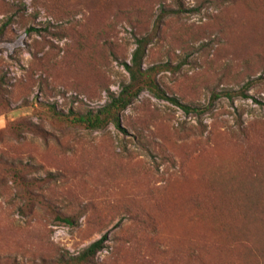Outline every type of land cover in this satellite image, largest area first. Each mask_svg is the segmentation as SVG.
<instances>
[{
	"label": "rangeland",
	"instance_id": "1",
	"mask_svg": "<svg viewBox=\"0 0 264 264\" xmlns=\"http://www.w3.org/2000/svg\"><path fill=\"white\" fill-rule=\"evenodd\" d=\"M182 4L199 11L161 21L144 68L169 65L161 89L207 111L142 93L119 132L46 108H102L175 0H0V264H54L103 236L93 264H264V0Z\"/></svg>",
	"mask_w": 264,
	"mask_h": 264
},
{
	"label": "trees",
	"instance_id": "2",
	"mask_svg": "<svg viewBox=\"0 0 264 264\" xmlns=\"http://www.w3.org/2000/svg\"><path fill=\"white\" fill-rule=\"evenodd\" d=\"M177 10H165L160 8V13L154 23L152 33L143 37H133L135 49L132 52L129 63L123 64V69L128 76V81L120 85V91L117 95H109L108 102L97 110H86L78 112L68 109L66 113L60 112L55 106L49 105L46 108L48 117L54 121L63 122L71 126L82 127L88 131H101L108 126H112L119 132H123L121 127V114L142 94L148 93L158 101H164L172 106L179 108L186 115L201 116L205 111L181 104L175 97L168 96L158 85L155 77L163 70H170L167 64L155 65L150 68H144V59L146 58L147 49L153 44L158 35L161 21L169 14L197 13L199 8L186 10L183 7L182 0H175ZM33 31V30H28ZM179 68V66H177ZM175 68V69H177ZM247 84L240 92L225 91L220 94L211 96V104L220 98L233 100L234 98H247L244 90L249 86ZM209 105V107L211 106ZM10 172L15 169L9 166ZM24 169H31L29 165L23 166ZM16 176V174H14ZM55 220L67 226H73L75 220L72 217L55 216ZM107 241L106 236L88 246L84 251L77 255H70L68 252L59 253L54 264H93L96 256L104 249Z\"/></svg>",
	"mask_w": 264,
	"mask_h": 264
}]
</instances>
